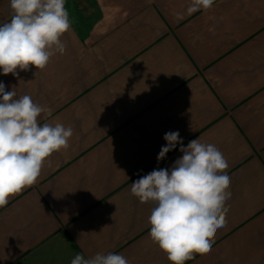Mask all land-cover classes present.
<instances>
[{
	"label": "crops",
	"instance_id": "0c3cea01",
	"mask_svg": "<svg viewBox=\"0 0 264 264\" xmlns=\"http://www.w3.org/2000/svg\"><path fill=\"white\" fill-rule=\"evenodd\" d=\"M66 0L71 28L45 69L0 74L6 91L73 129L38 181L0 208V264H70L123 254L170 264L149 237L153 205L131 183L170 167L164 133L218 145L231 173L226 225L186 264H264V0ZM178 14H184L183 19ZM0 0V23L11 18Z\"/></svg>",
	"mask_w": 264,
	"mask_h": 264
},
{
	"label": "clouds",
	"instance_id": "9594fccd",
	"mask_svg": "<svg viewBox=\"0 0 264 264\" xmlns=\"http://www.w3.org/2000/svg\"><path fill=\"white\" fill-rule=\"evenodd\" d=\"M8 22L0 23V74L43 70L51 58L63 55L62 40L71 28L66 0H9ZM215 0H191L187 15L213 8ZM179 19L184 14H178ZM19 70V71H18ZM52 109L30 95L6 91L0 81V208L9 198L33 186L47 159L69 147L73 129L63 123H40ZM157 161L179 145L182 153L170 167L153 169L131 183V194L153 205L148 217L149 237L166 254L170 264H186L196 253L210 250L218 229L226 225L231 198V173L218 145L191 140L186 146L179 131L164 133ZM70 264H129L123 254L77 253Z\"/></svg>",
	"mask_w": 264,
	"mask_h": 264
}]
</instances>
